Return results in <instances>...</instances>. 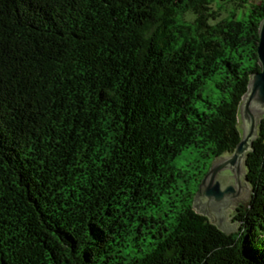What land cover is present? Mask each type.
<instances>
[{
  "label": "trees",
  "instance_id": "16d2710c",
  "mask_svg": "<svg viewBox=\"0 0 264 264\" xmlns=\"http://www.w3.org/2000/svg\"><path fill=\"white\" fill-rule=\"evenodd\" d=\"M263 19L264 0H0V264H264V117L236 232L192 209L240 140Z\"/></svg>",
  "mask_w": 264,
  "mask_h": 264
},
{
  "label": "water",
  "instance_id": "95a60500",
  "mask_svg": "<svg viewBox=\"0 0 264 264\" xmlns=\"http://www.w3.org/2000/svg\"><path fill=\"white\" fill-rule=\"evenodd\" d=\"M256 54L259 71L250 75L238 107L240 140L231 154L213 159L192 201L195 213L206 217L211 225L227 235L237 230V223L226 222L231 219L227 214L250 196L245 176L246 154L251 151L257 125L264 117V19L258 27Z\"/></svg>",
  "mask_w": 264,
  "mask_h": 264
},
{
  "label": "rangeland",
  "instance_id": "374dc122",
  "mask_svg": "<svg viewBox=\"0 0 264 264\" xmlns=\"http://www.w3.org/2000/svg\"><path fill=\"white\" fill-rule=\"evenodd\" d=\"M252 3H258V2H260L261 0H250ZM213 161V160H212ZM188 163V161H184V160H182V159H180V158H178V159H176L175 160V162H174V166L175 167H177V168H183V169H188L189 167H190V164L188 165V166H186V167H184L185 166V164H187ZM211 164H212V162L210 163V166H211ZM210 166H209V168H210ZM209 170V169H208ZM207 170V171H208ZM207 173V172H206ZM205 173V174H206ZM204 174V175H205ZM199 186V185H198ZM197 191H198V188H197V190H196V192L194 193V195H193V200H194V197H195V194L197 193ZM249 199V198H248ZM193 203V202H192ZM246 203H247V201H240V202H238L237 203V205L238 204H240V205H246ZM233 213H234V210H230L229 211V213L227 214V218H231V216L233 215ZM229 221V224L230 225H233L234 223H232L231 222V219L229 220V219H226V222H228ZM238 226V224L236 225V227Z\"/></svg>",
  "mask_w": 264,
  "mask_h": 264
}]
</instances>
